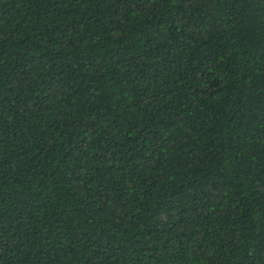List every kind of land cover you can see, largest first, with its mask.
<instances>
[{
  "label": "trees",
  "instance_id": "trees-1",
  "mask_svg": "<svg viewBox=\"0 0 264 264\" xmlns=\"http://www.w3.org/2000/svg\"><path fill=\"white\" fill-rule=\"evenodd\" d=\"M0 264H264V0H0Z\"/></svg>",
  "mask_w": 264,
  "mask_h": 264
}]
</instances>
